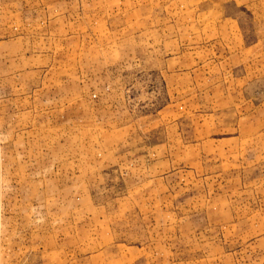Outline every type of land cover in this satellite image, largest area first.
I'll return each instance as SVG.
<instances>
[{"label": "rangeland", "instance_id": "1", "mask_svg": "<svg viewBox=\"0 0 264 264\" xmlns=\"http://www.w3.org/2000/svg\"><path fill=\"white\" fill-rule=\"evenodd\" d=\"M238 3L0 0V264H264Z\"/></svg>", "mask_w": 264, "mask_h": 264}, {"label": "crops", "instance_id": "2", "mask_svg": "<svg viewBox=\"0 0 264 264\" xmlns=\"http://www.w3.org/2000/svg\"><path fill=\"white\" fill-rule=\"evenodd\" d=\"M238 5L240 6V13L237 17L232 16L233 19H247V24L253 26V57L264 59V40L263 37H259L258 34L255 35V28L263 25L264 20V3L263 0H238ZM242 8V9H241ZM246 12V13H245ZM243 23H239V26H243ZM249 47H251L249 45ZM252 51V50H251Z\"/></svg>", "mask_w": 264, "mask_h": 264}]
</instances>
